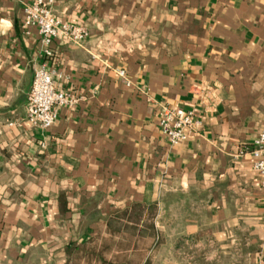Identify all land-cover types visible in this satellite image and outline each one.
<instances>
[{
	"label": "crops",
	"instance_id": "1",
	"mask_svg": "<svg viewBox=\"0 0 264 264\" xmlns=\"http://www.w3.org/2000/svg\"><path fill=\"white\" fill-rule=\"evenodd\" d=\"M33 1L0 0V264L111 260L132 251L115 242L132 227L157 264L209 239L264 244L249 154L264 130V0H57L88 37L54 40L50 57L21 29ZM42 63L75 99L46 130L25 121ZM157 102L193 107L196 132L169 144Z\"/></svg>",
	"mask_w": 264,
	"mask_h": 264
},
{
	"label": "built area",
	"instance_id": "2",
	"mask_svg": "<svg viewBox=\"0 0 264 264\" xmlns=\"http://www.w3.org/2000/svg\"><path fill=\"white\" fill-rule=\"evenodd\" d=\"M56 1L34 0L23 9L21 29L23 33L29 34L31 27L36 28L46 57L53 55L51 46L54 40L61 39L79 46L88 37L86 28L65 23L54 14L53 6ZM118 74L122 77L125 75L122 70L118 71ZM55 76V71L48 69L45 63L34 69L25 107V121L32 128H50L58 117L59 108L75 102L68 92L56 88ZM155 105L158 109L160 131L169 144L181 143L198 129L200 122L193 107L172 108L163 102H157ZM249 154L253 159L252 167L259 176L260 186L264 189V130L259 131L253 138Z\"/></svg>",
	"mask_w": 264,
	"mask_h": 264
},
{
	"label": "rangeland",
	"instance_id": "3",
	"mask_svg": "<svg viewBox=\"0 0 264 264\" xmlns=\"http://www.w3.org/2000/svg\"><path fill=\"white\" fill-rule=\"evenodd\" d=\"M241 243L234 241L232 248L220 250L209 239L203 248L181 251L179 264H264V244L253 243L247 236Z\"/></svg>",
	"mask_w": 264,
	"mask_h": 264
},
{
	"label": "trees",
	"instance_id": "4",
	"mask_svg": "<svg viewBox=\"0 0 264 264\" xmlns=\"http://www.w3.org/2000/svg\"><path fill=\"white\" fill-rule=\"evenodd\" d=\"M139 232L137 228L132 227L129 237H118L117 240H115L118 244L128 243L132 251L116 250L111 260H106L104 256V254L107 255L106 251L94 252V264H157L161 255L157 256V259L153 261L149 252V249L153 248L156 242L154 239L150 240V235L145 237L139 234ZM183 239L184 237H176L174 243L175 248H178V245L180 246L183 243ZM170 242V239L166 240V243Z\"/></svg>",
	"mask_w": 264,
	"mask_h": 264
}]
</instances>
